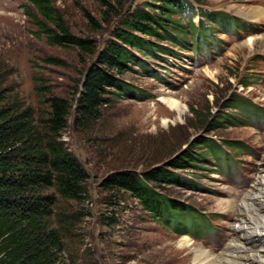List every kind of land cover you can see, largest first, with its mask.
<instances>
[{
	"label": "rangeland",
	"instance_id": "374dc122",
	"mask_svg": "<svg viewBox=\"0 0 264 264\" xmlns=\"http://www.w3.org/2000/svg\"><path fill=\"white\" fill-rule=\"evenodd\" d=\"M47 1L69 33L75 38L92 41L95 51L89 55L75 46L51 45L43 31H56L58 28L39 13L36 5L29 0H0V70L11 71L9 84L39 113L45 109L41 98L45 89L75 104L79 83L112 39L111 32L118 23L116 17L109 23L104 21V8L99 0ZM145 1L149 0L130 1L126 8ZM197 1L207 8L227 10L248 20V16L241 14L248 15L251 9L264 10L254 6L253 0ZM178 21L174 16L167 24ZM251 21L264 22V18ZM255 39L257 42L253 47L245 44ZM249 40L234 46L225 56H215L213 63H209L211 59L207 60L209 65L203 68L184 65L186 71L179 75L176 71L164 73L161 69L166 77L172 79V89L132 72L138 66H129L130 71L124 79L139 89H154L155 84L157 99L168 97L184 108L185 112L180 117L163 102L162 105H154L137 102L124 95L122 99L113 97L108 119L100 125L105 130V144L98 145L94 141L95 136H85L74 130L72 110L63 140L88 172L89 200L83 206L73 201H61L59 204L67 214L77 216L72 233H66L65 237V256L71 264H192V256L179 248L182 239L171 237V230H164L161 221L144 213L138 200L127 196L122 206L115 207L118 223L112 222L113 226L104 223L103 216H113V209L103 204L106 192L101 184L107 175L124 165L143 172L162 168L167 161L179 159L193 150L199 154L206 152L201 150L202 140L245 141L249 146L241 151L238 167L224 164L209 167L212 170L209 172L193 168L186 173L197 183L206 184L205 187L192 190L189 187L192 184L188 182L186 189L165 185L158 191L168 194L176 202L198 206L208 213L225 212L221 208L226 202L240 203L251 192L264 158V116L244 118L237 121V126L222 119L223 115L233 112L226 107L237 93L264 107V85L254 62L264 55V35ZM163 43H167L166 40ZM207 69L210 70L206 72ZM246 83L250 85L244 87ZM234 150L236 148H230L227 152L233 153ZM197 165L209 170L204 166L205 162L199 161ZM221 167L228 172L220 173ZM221 237V234L205 235L211 243L218 242ZM232 240L233 236L230 243ZM191 241L194 247L206 250ZM253 248L257 246L253 245Z\"/></svg>",
	"mask_w": 264,
	"mask_h": 264
},
{
	"label": "trees",
	"instance_id": "16d2710c",
	"mask_svg": "<svg viewBox=\"0 0 264 264\" xmlns=\"http://www.w3.org/2000/svg\"><path fill=\"white\" fill-rule=\"evenodd\" d=\"M29 1L58 28L43 31L48 43L94 54L95 44L72 36L47 0ZM130 1L99 0L104 21L116 17L118 23L79 83L74 105L45 89L41 96L45 109L39 113L9 84L11 71L0 70V264H71L65 256V237L72 233L77 216H70L59 204L73 201L83 206L89 200L88 172L63 140L72 110L74 130L95 136L94 141L104 145L105 130L100 125L108 119L113 97L141 99L143 95L124 79L129 66L140 65L143 73L155 75L137 54L157 55L165 40L184 37L180 20L167 24L172 17L178 18L182 0H149L126 8ZM231 107L232 102L226 108ZM200 144L202 151L210 145L208 140ZM203 156L206 152L193 150L162 168L137 172L124 165L112 171L101 184L106 192L103 204L114 210L113 216H103L104 223H118L115 207L122 206L127 196L138 200L144 213L165 223L182 213L184 206L158 189L180 185L181 175L200 167Z\"/></svg>",
	"mask_w": 264,
	"mask_h": 264
},
{
	"label": "bare ground",
	"instance_id": "6f19581e",
	"mask_svg": "<svg viewBox=\"0 0 264 264\" xmlns=\"http://www.w3.org/2000/svg\"><path fill=\"white\" fill-rule=\"evenodd\" d=\"M233 9H237L233 7ZM250 20L264 18L263 9H254L249 14H241ZM257 40L245 43L253 47ZM242 47V46H240ZM210 69L205 70L206 72ZM169 109L178 113L179 117L185 112L184 108L171 98L161 100ZM258 174L254 180L251 192L240 203L228 201L222 206L225 212H235L232 222L233 240L228 250L221 254L194 247L191 239L186 237L179 242V248L186 250L192 256V264H264V158L260 163ZM223 203V202H222ZM256 245L257 248H253Z\"/></svg>",
	"mask_w": 264,
	"mask_h": 264
}]
</instances>
